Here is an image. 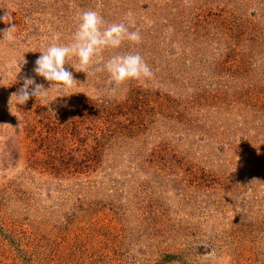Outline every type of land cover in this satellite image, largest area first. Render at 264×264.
<instances>
[{"label":"rangeland","instance_id":"374dc122","mask_svg":"<svg viewBox=\"0 0 264 264\" xmlns=\"http://www.w3.org/2000/svg\"><path fill=\"white\" fill-rule=\"evenodd\" d=\"M90 9L142 40L85 72L67 58L77 82L52 87L35 61ZM5 15L0 264H264V0H0ZM127 53L153 76L95 71ZM25 76L46 99L10 100Z\"/></svg>","mask_w":264,"mask_h":264},{"label":"clouds","instance_id":"9594fccd","mask_svg":"<svg viewBox=\"0 0 264 264\" xmlns=\"http://www.w3.org/2000/svg\"><path fill=\"white\" fill-rule=\"evenodd\" d=\"M0 20L7 25H11L0 32L3 39L11 40L16 25L12 24V20L8 19L7 15L0 18ZM125 40L139 44L142 40L140 31L138 29L129 31L124 22L106 25L104 18L97 10L83 11L79 14L72 41L68 44L52 43L46 51L40 52L41 55L35 61L33 72L36 76L50 82L52 87H71L77 81L73 78L72 71L64 67L67 58L73 56L78 58L79 71L85 72V69L92 64L93 57L106 48H119ZM73 68L76 70L75 67ZM95 71H107L111 82L116 86L129 79L150 78L153 76L149 65L139 53L113 55L104 63L103 67H97ZM50 88L46 89L43 84L37 83L33 77L25 76L23 85L11 95L10 100L15 97L16 103L23 105L30 98L46 99Z\"/></svg>","mask_w":264,"mask_h":264}]
</instances>
